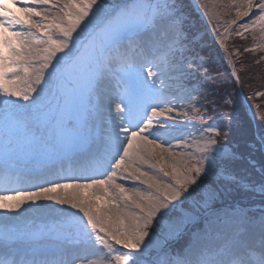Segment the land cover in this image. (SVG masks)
I'll return each mask as SVG.
<instances>
[{
  "label": "snow or ice",
  "instance_id": "1",
  "mask_svg": "<svg viewBox=\"0 0 264 264\" xmlns=\"http://www.w3.org/2000/svg\"><path fill=\"white\" fill-rule=\"evenodd\" d=\"M191 6L237 84L264 64V0ZM189 28L185 0H0V264H264V166L231 170Z\"/></svg>",
  "mask_w": 264,
  "mask_h": 264
},
{
  "label": "trees",
  "instance_id": "2",
  "mask_svg": "<svg viewBox=\"0 0 264 264\" xmlns=\"http://www.w3.org/2000/svg\"><path fill=\"white\" fill-rule=\"evenodd\" d=\"M185 5L194 51L208 58L207 73L196 82L200 91V104L208 109L206 118L217 120L221 133H228L223 142L236 153V159L230 165L231 170L240 176H258L259 169L264 166V153L259 147V137L264 134V121L258 119L260 112L264 111V97L257 98L253 94L255 91H264V64H255L252 54L241 56L235 65L240 76V83L237 84L222 59L223 53L216 51L209 41L203 22L188 0H185ZM245 43L250 44V39L241 41L234 38L230 41L229 50L232 46L242 48ZM250 95H253L252 99H248ZM225 98H231L232 103L225 105ZM226 113H230L235 121L231 126L225 118ZM253 114H256L255 117ZM232 195L236 198L235 202L243 205L253 206L251 201L259 203L257 197H246L236 192Z\"/></svg>",
  "mask_w": 264,
  "mask_h": 264
},
{
  "label": "rangeland",
  "instance_id": "3",
  "mask_svg": "<svg viewBox=\"0 0 264 264\" xmlns=\"http://www.w3.org/2000/svg\"><path fill=\"white\" fill-rule=\"evenodd\" d=\"M191 1V0H190ZM111 2H115V0H111ZM197 2H198V0H197ZM195 9V8H194ZM202 15V14H201ZM204 20L206 21V23H207V26H208V21H207V19L206 18H204ZM206 31H208V34H210L211 33V30H210V28L208 27V30L206 29ZM211 40V42H213V38L212 39H209V41ZM218 46V45H217ZM231 50H232V48H231ZM173 142H175V141H173ZM229 148V147H228ZM175 242H177V241H173L172 243H175ZM173 246V245H172ZM176 246L177 245H175V246H173V248H176Z\"/></svg>",
  "mask_w": 264,
  "mask_h": 264
}]
</instances>
